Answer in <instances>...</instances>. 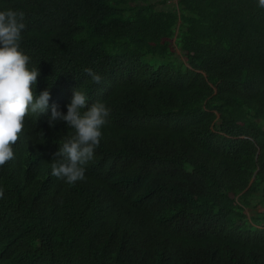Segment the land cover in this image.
<instances>
[{
  "label": "trees",
  "instance_id": "trees-1",
  "mask_svg": "<svg viewBox=\"0 0 264 264\" xmlns=\"http://www.w3.org/2000/svg\"><path fill=\"white\" fill-rule=\"evenodd\" d=\"M47 113L0 166V264H264V8L257 0H0ZM102 75L96 83L85 68ZM111 107L86 179L51 161L73 89Z\"/></svg>",
  "mask_w": 264,
  "mask_h": 264
},
{
  "label": "clouds",
  "instance_id": "clouds-1",
  "mask_svg": "<svg viewBox=\"0 0 264 264\" xmlns=\"http://www.w3.org/2000/svg\"><path fill=\"white\" fill-rule=\"evenodd\" d=\"M257 3L264 8V0ZM26 28L24 10L0 8V166L14 158V144L25 126L26 114L47 113L50 106V89L38 94L35 91L40 69L31 64L32 57L22 47ZM84 71L96 83L102 81V75L93 68ZM66 108L65 112L53 103L48 116L49 125L63 121L74 129L53 154L51 171L52 175L74 184L87 178L86 166L94 159L112 109L103 100L90 102L87 91L81 87L73 89ZM4 195L5 190L0 186V198Z\"/></svg>",
  "mask_w": 264,
  "mask_h": 264
}]
</instances>
